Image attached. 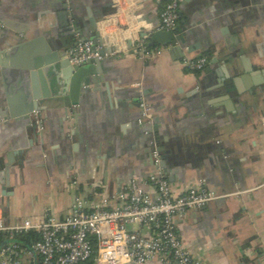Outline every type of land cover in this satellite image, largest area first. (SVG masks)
I'll return each instance as SVG.
<instances>
[{
  "label": "crops",
  "instance_id": "1",
  "mask_svg": "<svg viewBox=\"0 0 264 264\" xmlns=\"http://www.w3.org/2000/svg\"><path fill=\"white\" fill-rule=\"evenodd\" d=\"M162 8V0H0V221L62 220L76 196L94 206L131 180L153 197L144 183L155 144L173 194L203 184L218 195L176 221L192 259L264 264V0H181L185 44L156 45L139 59L136 45L150 43ZM103 9L100 80L68 109L53 96L18 115L31 94L26 66L66 55L90 35L88 10ZM200 57L205 68L190 71L185 61ZM140 100L152 126L137 124Z\"/></svg>",
  "mask_w": 264,
  "mask_h": 264
},
{
  "label": "built area",
  "instance_id": "2",
  "mask_svg": "<svg viewBox=\"0 0 264 264\" xmlns=\"http://www.w3.org/2000/svg\"><path fill=\"white\" fill-rule=\"evenodd\" d=\"M180 1L167 0L159 15L157 31L176 29ZM99 51L100 48H93L90 41H78L65 58L71 65L78 66L102 61L104 55ZM151 52L143 41L137 43L135 55L139 59L150 56ZM206 64L205 57L185 61L192 72L202 71ZM138 112L137 124L152 126V108L144 100H140ZM33 115L35 126L41 129L37 113ZM151 157L154 171L144 184L152 189L153 197L137 181L131 180L117 196L103 197L94 206L76 196L70 214L62 220L48 217L44 221H24L13 227L0 221V234L34 230L40 236L27 248L15 243L0 248V264H34V259L40 264H82L90 258L93 264H145L151 260L160 264H200L192 259L179 238L176 221L190 211L202 209L218 195L203 184L192 186L183 194H173L160 167L161 157L155 144ZM133 226L146 228L148 234L129 230Z\"/></svg>",
  "mask_w": 264,
  "mask_h": 264
},
{
  "label": "water",
  "instance_id": "3",
  "mask_svg": "<svg viewBox=\"0 0 264 264\" xmlns=\"http://www.w3.org/2000/svg\"><path fill=\"white\" fill-rule=\"evenodd\" d=\"M101 13V16H93L91 11L88 10V30L90 35L82 36L79 39L80 42L90 41L93 48L101 47L102 45V40L96 30L98 19L105 17L106 11L103 9ZM74 33H79V31L75 29ZM74 33H72V36ZM144 38H146L145 35ZM149 40L148 48L156 45L164 47L171 45L175 47L176 44L181 46L186 42L185 36L179 34L176 29L172 32L155 31ZM175 50H177L176 47ZM106 52V49L100 48L99 54L103 56ZM224 63L228 64V60H225ZM101 64L102 61L94 60L78 66L71 65L68 59L65 58V52H60L28 64L25 68L27 70L25 74L29 77L31 94H28L27 91L25 96L22 95V100L24 98L26 106L17 114L27 115L33 111H37L39 110L38 102L41 98L49 99L53 96L62 97L64 108H70L72 103L77 101L83 86L100 80L94 76L101 73ZM233 66L235 70H238L237 62H233ZM54 87L56 90L55 95L51 91ZM66 91H68V97H65ZM13 115L15 114L10 113L11 117ZM0 119H5V115L0 113ZM4 168L8 172V168L6 166ZM7 242L15 243V241L9 240Z\"/></svg>",
  "mask_w": 264,
  "mask_h": 264
},
{
  "label": "trees",
  "instance_id": "4",
  "mask_svg": "<svg viewBox=\"0 0 264 264\" xmlns=\"http://www.w3.org/2000/svg\"><path fill=\"white\" fill-rule=\"evenodd\" d=\"M166 2L167 0H162V5L164 6ZM145 44L148 45L149 43L145 42ZM149 48L151 49L152 47H149ZM39 239H40V236L34 230H29L27 232H21V233H13L11 237L7 233L0 234V248H2L5 245H8L9 244L7 242L8 240L15 241V244H17L18 246L27 248L28 246L32 245L34 242L38 241ZM91 241H92L91 242L92 248L93 250H95L94 239L91 238ZM37 264H40L39 260H37ZM82 264H93L92 258H90L89 260H87L86 262Z\"/></svg>",
  "mask_w": 264,
  "mask_h": 264
}]
</instances>
